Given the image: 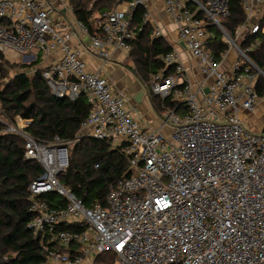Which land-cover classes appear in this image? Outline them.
<instances>
[{
    "label": "built area",
    "instance_id": "2783aa9c",
    "mask_svg": "<svg viewBox=\"0 0 264 264\" xmlns=\"http://www.w3.org/2000/svg\"><path fill=\"white\" fill-rule=\"evenodd\" d=\"M58 1L60 6L49 0H0V57L20 64L52 57L41 67L52 93L71 100L84 95L90 104L73 140L44 141L28 132L30 119L0 117L4 132L24 139V157L42 166L29 184L27 228L47 251L43 264H92L108 253L115 256L113 264H264V132L249 130L242 115L258 108L256 82L264 71L248 55L258 42L245 48L237 43L248 33H264V0H241L246 17L235 38L220 22L229 15L231 0H164L202 75L192 82L175 48L164 56L172 74L153 75L154 94L183 104L182 111L177 106L162 114L168 135L136 118L125 97L88 68L84 51L72 41L77 31L86 34L89 51L105 60L113 58V49L129 53L132 11L137 5L147 8L145 2L130 0L125 7L117 0L96 21L102 34L92 35L80 21L59 16L61 10L73 12V6ZM148 21L146 13L143 23ZM209 21L236 50L229 68L227 53L219 60L208 48ZM154 36L165 33L155 27ZM6 68L0 82L34 72ZM83 138L105 141L128 163L129 174L111 184L105 205H87L59 179L70 164V146Z\"/></svg>",
    "mask_w": 264,
    "mask_h": 264
},
{
    "label": "trees",
    "instance_id": "16d2710c",
    "mask_svg": "<svg viewBox=\"0 0 264 264\" xmlns=\"http://www.w3.org/2000/svg\"><path fill=\"white\" fill-rule=\"evenodd\" d=\"M70 2L76 19L92 35L102 34L96 21L111 12L117 4V0ZM190 5L194 10L197 8L193 1H190ZM229 11V15L221 17L220 22L235 38L237 29L245 22L246 17L241 0H231ZM146 12L144 5H137L132 11L130 28L134 32V38L130 41V59L125 66L145 86L153 109L162 115L167 109L176 108L178 103L171 96L162 98L154 94L150 89V82L153 75L161 70L166 76L172 74L173 67H166L164 56L173 47L163 36L152 37V24L149 21L143 23ZM208 29L213 34L208 48L220 60L228 51L229 44L216 24L209 21ZM254 42L258 44L248 55L264 71V33L244 35L240 46L250 47ZM41 61L39 57L30 64H15L0 57L1 79L8 74L6 66L12 68L18 65L19 69L36 67L30 76L20 72L8 81L0 82V117L5 115L12 120L17 116L30 119L28 132L44 141L52 140L55 136L73 140L90 111V104L84 95L76 100L55 96L43 77L42 68L37 67ZM256 90L260 96H264L262 74L257 79ZM181 109L183 104L178 106V110ZM24 149V139L4 132V124L0 120V264H43L47 258V251L40 246L39 238L27 228L30 219L29 184L42 172V166L37 161L26 159ZM128 171V163L120 152L111 149L105 141L83 138L70 146V164L59 175V179L87 205L91 206L96 202L105 205L111 184L127 176ZM46 196L54 198L55 195ZM61 227L80 229L72 224H61ZM46 245L53 249V243L46 242ZM77 246L73 245L78 248ZM114 259V254H102L92 264H113Z\"/></svg>",
    "mask_w": 264,
    "mask_h": 264
},
{
    "label": "crops",
    "instance_id": "0c3cea01",
    "mask_svg": "<svg viewBox=\"0 0 264 264\" xmlns=\"http://www.w3.org/2000/svg\"><path fill=\"white\" fill-rule=\"evenodd\" d=\"M54 2L56 6H60L58 0H49ZM123 6H127V2L130 0H122ZM147 6V14L149 22L152 24L153 30L155 27H160L165 33V39L175 48L178 53L181 62L183 63L186 74L192 82H199L202 78V75L199 70V66L197 64L196 59L191 55L189 50L185 47V44L179 39L176 31L175 25L171 22L169 14L165 10L164 0H143ZM118 3V1H117ZM116 6V5H115ZM59 16L71 17V19L75 20V14L73 12L66 13V10H61L58 12ZM96 15V14H95ZM73 16L75 18H73ZM77 21V19H76ZM152 37L154 38V34L152 32ZM73 44L79 47L84 51V57L87 61L88 68L91 71L99 72L102 76L107 77L111 83L113 88V92L123 95L126 100V106L130 110L133 111L134 116L136 118H142L143 122L154 128H161L163 123V116L157 114V112L153 109L151 102L150 106L148 102L145 101L144 106H142L145 94L142 93L144 91L145 86L141 83V81L135 76V74L125 66V63L129 61V53L124 52L122 50L113 49V58L105 60L96 54L89 51V37L81 32L77 31V35L73 38ZM230 50V49H229ZM228 50V51H229ZM229 56V57H228ZM229 61L224 64L225 68H229L231 63L237 58V53L234 50L229 51V55H227ZM52 57L44 58L40 65L43 64L44 67L50 63ZM136 79V81H135ZM148 92V91H147ZM142 94L139 96V94ZM139 96V98H138ZM149 96V94H148ZM150 101V100H149ZM152 107V108H151ZM156 112H153V111ZM255 115L262 116L264 121V102H260L258 108L253 113ZM160 117H159V116ZM243 119L246 120L249 114H242ZM154 117H159L160 126H154L149 120ZM262 122V131L264 130V122ZM249 125L248 123H246ZM169 127V126H168ZM170 128V127H169ZM170 132V130H169Z\"/></svg>",
    "mask_w": 264,
    "mask_h": 264
},
{
    "label": "rangeland",
    "instance_id": "374dc122",
    "mask_svg": "<svg viewBox=\"0 0 264 264\" xmlns=\"http://www.w3.org/2000/svg\"><path fill=\"white\" fill-rule=\"evenodd\" d=\"M73 18H75L74 16H73ZM262 21H263V24H264V14H263V17H262ZM76 20V19H75ZM221 31H222V29H220ZM152 32H153V34H154V32H155V28H154V30H152ZM223 33V32H222ZM240 42H241V37H239L238 39H237V43L238 44H240ZM231 50H234V51H236L235 49H230L229 51H231ZM229 51H227L226 53H227V55H229ZM10 57H11V55H10ZM229 57V56H228ZM227 56H226V58H225V60H224V64L227 62V61H229V58H228ZM9 62L10 63H15V64H20V63H18V61H10L9 60ZM22 64V63H21ZM41 66H43V64L42 65H38L37 67H41ZM19 66L17 65L16 67H12V70H10V73H13V71H15L16 70V68H18ZM33 68V71H34V69L36 68H34V67H32ZM135 81H136V79H135ZM142 93H144L145 94V97H144V100H143V103H142V106H144V104H145V101L146 102H148V104H149V106H150V101H149V96H148V92H147V89L146 88H144V91L142 92ZM260 102L262 103V102H264V96H261V100H260ZM152 108V107H151ZM153 111V110H152ZM153 112H155V111H153ZM155 114H156V112H155ZM157 115V114H156ZM159 116V115H158ZM160 117V116H159ZM159 117H154V118H151L149 121L154 125V126H160V121H159ZM164 119V118H163ZM246 120H244L245 121V123H248L249 125H248V127H249V130H251V131H253V132H261L262 131V128H263V126H262V122L261 121H263V118H262V116H259V114L258 115H255V114H253V113H250L248 116H247V118H245ZM264 122V121H263ZM169 130H170V128L167 126V125H163L162 127H161V132L163 133V134H165V135H168V133H169Z\"/></svg>",
    "mask_w": 264,
    "mask_h": 264
},
{
    "label": "water",
    "instance_id": "95a60500",
    "mask_svg": "<svg viewBox=\"0 0 264 264\" xmlns=\"http://www.w3.org/2000/svg\"><path fill=\"white\" fill-rule=\"evenodd\" d=\"M141 95H142V94L140 93L139 96H141ZM139 96H138V98H139Z\"/></svg>",
    "mask_w": 264,
    "mask_h": 264
}]
</instances>
